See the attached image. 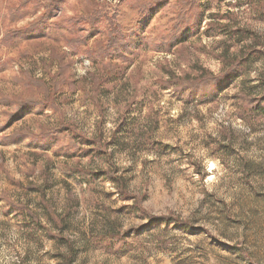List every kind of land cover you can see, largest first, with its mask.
Listing matches in <instances>:
<instances>
[{
  "label": "rangeland",
  "instance_id": "obj_1",
  "mask_svg": "<svg viewBox=\"0 0 264 264\" xmlns=\"http://www.w3.org/2000/svg\"><path fill=\"white\" fill-rule=\"evenodd\" d=\"M51 1L0 0V264H264V119L238 110L264 59L213 84L264 49V0H66L22 32Z\"/></svg>",
  "mask_w": 264,
  "mask_h": 264
},
{
  "label": "trees",
  "instance_id": "obj_2",
  "mask_svg": "<svg viewBox=\"0 0 264 264\" xmlns=\"http://www.w3.org/2000/svg\"><path fill=\"white\" fill-rule=\"evenodd\" d=\"M66 0H52L44 10V13L39 17V20H37L33 27H30V29L22 31L18 30L15 32L10 33H19L20 31L28 33L29 30H32L33 28H38L42 26L43 22H45L49 14L51 12V9L53 10L54 7L61 6ZM192 1H186L184 2V7L191 8ZM239 5V4H238ZM189 11H183V13ZM14 14V13H13ZM183 23V22H182ZM190 23V22H189ZM188 23V24H189ZM98 26L97 21L88 22V30L92 33H95L97 35L98 33ZM119 30L118 27H115L112 29L111 27L104 31L107 32V36H110L111 34L114 35ZM258 44V45H257ZM261 47L259 43H253L251 46H247L246 48L242 49L239 53V55H235L233 57H228L226 60H224V70H222L220 76H216L213 79V84L220 86L222 84L227 83V80L229 77L234 78L235 76L239 77L242 76L243 73H245L246 70H248L249 63L253 61V59H264V49L258 50L257 47ZM120 47H122L119 43L112 42V39H109L106 41V45L104 49L113 48L115 52L121 51ZM260 48V49H261ZM103 50V49H100ZM112 50V51H113ZM101 53H103L101 51ZM261 78L259 81V85L262 88L261 92L259 93H252V92H246V90H242V93L238 96V110L240 113V116L242 117V120L251 123L252 119H264V75L263 73L260 75ZM56 81V79H54ZM30 105H33L32 102L29 101ZM124 192V190H122ZM149 220L151 223H158V222H165L167 224H170L172 222H175L177 224H182L184 228H187V225L184 224L180 219L174 217L173 215L170 216H162V217H149Z\"/></svg>",
  "mask_w": 264,
  "mask_h": 264
}]
</instances>
